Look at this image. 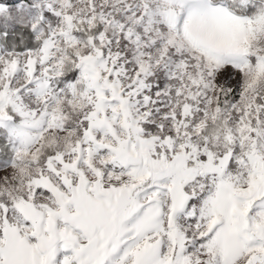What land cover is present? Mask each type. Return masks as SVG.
I'll list each match as a JSON object with an SVG mask.
<instances>
[{"label": "snow or ice", "instance_id": "6c2138e0", "mask_svg": "<svg viewBox=\"0 0 264 264\" xmlns=\"http://www.w3.org/2000/svg\"><path fill=\"white\" fill-rule=\"evenodd\" d=\"M0 264H264V0H0Z\"/></svg>", "mask_w": 264, "mask_h": 264}]
</instances>
